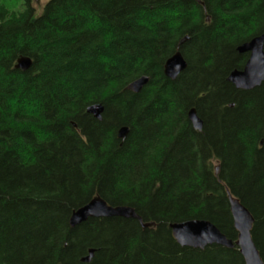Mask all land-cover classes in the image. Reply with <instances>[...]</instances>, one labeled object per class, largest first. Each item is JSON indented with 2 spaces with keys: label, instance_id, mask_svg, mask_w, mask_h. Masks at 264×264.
<instances>
[{
  "label": "trees",
  "instance_id": "obj_1",
  "mask_svg": "<svg viewBox=\"0 0 264 264\" xmlns=\"http://www.w3.org/2000/svg\"><path fill=\"white\" fill-rule=\"evenodd\" d=\"M263 32L264 0L0 2V264H245L237 247H181L169 228L205 220L234 242L229 196L264 261V83L227 81L248 57L237 48ZM177 51L187 67L170 80ZM98 104L101 120L86 113ZM95 197L142 222L71 227Z\"/></svg>",
  "mask_w": 264,
  "mask_h": 264
},
{
  "label": "water",
  "instance_id": "obj_2",
  "mask_svg": "<svg viewBox=\"0 0 264 264\" xmlns=\"http://www.w3.org/2000/svg\"><path fill=\"white\" fill-rule=\"evenodd\" d=\"M187 40L188 37H184L179 42V46ZM237 53L239 55L248 54V59L241 70H233L229 74L227 81L238 90H252L261 86L264 83V32L241 44L237 48ZM31 66L32 60L30 58L20 57L17 59L15 67L21 71H27ZM186 67L187 63L181 53L177 51L165 61L163 73L166 78L175 80ZM147 82L148 78L146 76L140 77L130 83L127 90L137 94ZM102 112L103 106L99 104L89 106L86 110V113L97 120H101ZM188 119L194 130L201 131L203 122L197 116L195 109L188 112ZM128 131L127 127L120 128L117 132L118 138L123 141ZM229 207L233 226L238 234L237 240L234 242L222 234L212 223L205 220H190L170 224L169 228L173 238L181 247L193 249H203L210 245H218L226 249L237 247L245 264H264L251 237V228L254 221L251 214L238 199L232 196H229ZM108 217H120L142 222L132 208L126 206L112 207L107 205L101 198L95 197L84 206L73 211L69 223L71 227H75L87 219ZM148 226L149 224H143V227ZM93 254L94 250H89L87 256L82 258V262L89 263Z\"/></svg>",
  "mask_w": 264,
  "mask_h": 264
},
{
  "label": "rangeland",
  "instance_id": "obj_3",
  "mask_svg": "<svg viewBox=\"0 0 264 264\" xmlns=\"http://www.w3.org/2000/svg\"><path fill=\"white\" fill-rule=\"evenodd\" d=\"M32 1L33 5L39 13L47 0H37L36 2L34 0ZM0 2L4 3L11 10L17 9L21 4V0H0Z\"/></svg>",
  "mask_w": 264,
  "mask_h": 264
},
{
  "label": "flooded vegetation",
  "instance_id": "obj_4",
  "mask_svg": "<svg viewBox=\"0 0 264 264\" xmlns=\"http://www.w3.org/2000/svg\"><path fill=\"white\" fill-rule=\"evenodd\" d=\"M247 59H248V57H247ZM247 61V60H246ZM244 67V66H243Z\"/></svg>",
  "mask_w": 264,
  "mask_h": 264
},
{
  "label": "bare ground",
  "instance_id": "obj_5",
  "mask_svg": "<svg viewBox=\"0 0 264 264\" xmlns=\"http://www.w3.org/2000/svg\"><path fill=\"white\" fill-rule=\"evenodd\" d=\"M23 57H25V56H23ZM29 58V57H28Z\"/></svg>",
  "mask_w": 264,
  "mask_h": 264
}]
</instances>
